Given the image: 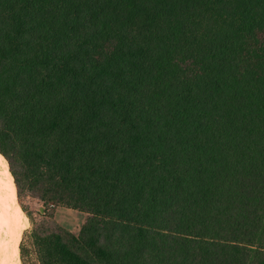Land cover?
I'll return each instance as SVG.
<instances>
[{
  "label": "trees",
  "instance_id": "obj_1",
  "mask_svg": "<svg viewBox=\"0 0 264 264\" xmlns=\"http://www.w3.org/2000/svg\"><path fill=\"white\" fill-rule=\"evenodd\" d=\"M0 155L36 264H264V0H0Z\"/></svg>",
  "mask_w": 264,
  "mask_h": 264
},
{
  "label": "rangeland",
  "instance_id": "obj_2",
  "mask_svg": "<svg viewBox=\"0 0 264 264\" xmlns=\"http://www.w3.org/2000/svg\"><path fill=\"white\" fill-rule=\"evenodd\" d=\"M16 194H18L16 203H18L23 212L20 214L16 208V203H14L15 208H13L14 204L12 205V222L18 250L22 244L23 248L28 251L27 258L24 259L28 264H36V257L32 247V233L48 235L53 232H59L60 227L77 234L86 219L85 213L64 207L51 201L50 198L39 199V194L26 190L24 187L20 190L16 188ZM1 255L2 241L0 240V264H3ZM18 263L22 264L20 250L18 252Z\"/></svg>",
  "mask_w": 264,
  "mask_h": 264
},
{
  "label": "bare ground",
  "instance_id": "obj_3",
  "mask_svg": "<svg viewBox=\"0 0 264 264\" xmlns=\"http://www.w3.org/2000/svg\"><path fill=\"white\" fill-rule=\"evenodd\" d=\"M14 185L0 155V240L2 241L1 261L3 264L18 263V245L12 222Z\"/></svg>",
  "mask_w": 264,
  "mask_h": 264
}]
</instances>
